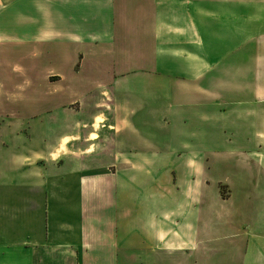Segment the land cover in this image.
<instances>
[{
    "label": "crops",
    "instance_id": "1",
    "mask_svg": "<svg viewBox=\"0 0 264 264\" xmlns=\"http://www.w3.org/2000/svg\"><path fill=\"white\" fill-rule=\"evenodd\" d=\"M260 43L264 0H0L1 97L99 92L52 141L46 118L36 135L0 113V264H264L262 153L227 143L264 124ZM39 44L41 60L67 53L69 74L37 76ZM230 158L245 174L211 179Z\"/></svg>",
    "mask_w": 264,
    "mask_h": 264
},
{
    "label": "rangeland",
    "instance_id": "2",
    "mask_svg": "<svg viewBox=\"0 0 264 264\" xmlns=\"http://www.w3.org/2000/svg\"><path fill=\"white\" fill-rule=\"evenodd\" d=\"M40 45L41 44L36 46L34 50V55L36 56L35 59L37 58L39 60V64L33 68L37 72V76H40V73L43 72L42 69L48 68H55L61 71L63 74H69V70L71 69L73 62L72 58L67 55V53H62L58 58L49 57V59H45L43 57V60H41L42 46ZM259 53L260 55L264 54V43H260ZM262 57L264 56L262 55ZM263 59L264 58L260 60L261 67H263L262 65H264ZM90 63L91 62H89V64ZM39 65L41 66V68L39 67ZM260 77L264 81V73H260ZM43 85V83H40L38 85L39 87L36 89H5L3 91V96H0V98H2L3 100V105H0V113L12 114L17 112L21 117H26L27 119L24 120L32 122V127L36 135L44 134L43 126L44 118H46L48 127L51 130L49 139L52 141L57 138L59 134L65 133L70 130L69 123H66L63 120L67 116L69 118L75 116H78L79 118H86L87 116H91L90 114L92 112H96L93 110L94 108H98L99 111V107L94 106L95 99L99 96L98 91H86L88 92L86 96L87 98H89L88 104L82 106V103H76L74 102L75 100H71L74 98L72 96L77 93V90L71 88V85L59 83L56 88ZM106 95L107 94H103L102 97L106 99ZM61 100L66 102L71 100L72 103L70 104L67 102V104L65 105L66 102L64 103ZM258 111L260 112L259 115L261 116V114L264 112V104L259 106ZM100 120L102 121V117H97L96 120L93 121L95 122L94 124L92 122L89 123V126H87L88 130L95 134L96 137L101 125ZM245 121L246 120H244L243 124L241 125V132H243L244 134L241 133L240 139H234L231 136H228L227 143L230 144L231 141L239 140V144L243 146L245 145L244 147H247L253 151L258 150L260 153H262L260 157H262V159L264 160V138L260 137L258 140H256L257 138H255L253 135L255 131L264 132V124L261 121L260 117L259 120L253 117L250 123H246ZM27 129H25V131H27ZM91 136L92 134L89 137L91 138ZM66 141L67 139H65L63 143H65ZM223 142L224 140L221 142V144ZM259 145L261 146V149L258 148ZM59 149V151L50 156L52 157L53 161H62L64 157H67L66 155L68 153V150H66L65 145L63 144L59 147ZM241 171L244 170L239 167L237 161L230 158L227 161H223L221 164L214 165L211 170L207 172L209 174V177L214 181H236L241 176ZM245 172L246 171H244V174ZM220 190L223 193L224 197H227L229 195L228 187L222 186L220 187Z\"/></svg>",
    "mask_w": 264,
    "mask_h": 264
}]
</instances>
